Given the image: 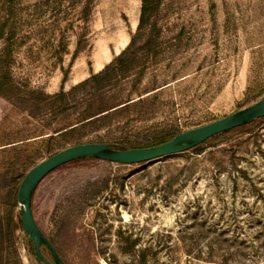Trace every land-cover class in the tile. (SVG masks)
<instances>
[{
  "label": "rangeland",
  "instance_id": "rangeland-1",
  "mask_svg": "<svg viewBox=\"0 0 264 264\" xmlns=\"http://www.w3.org/2000/svg\"><path fill=\"white\" fill-rule=\"evenodd\" d=\"M153 1L137 30L141 0H0V264H38L9 210L42 161L144 146L264 97V0ZM132 38L128 68L71 91ZM32 212L65 264H264V118L143 165L77 160L39 184Z\"/></svg>",
  "mask_w": 264,
  "mask_h": 264
},
{
  "label": "water",
  "instance_id": "water-1",
  "mask_svg": "<svg viewBox=\"0 0 264 264\" xmlns=\"http://www.w3.org/2000/svg\"><path fill=\"white\" fill-rule=\"evenodd\" d=\"M262 118H264V97L240 111L182 132L158 146L114 150L106 144L85 143L68 147L42 161L25 174L16 196L22 230L31 242L34 258L40 264H65L54 245L37 225L32 212L35 190L56 170L83 158L119 165H143L188 152L215 136L250 125ZM43 248L49 253L51 260L45 257Z\"/></svg>",
  "mask_w": 264,
  "mask_h": 264
},
{
  "label": "trees",
  "instance_id": "trees-1",
  "mask_svg": "<svg viewBox=\"0 0 264 264\" xmlns=\"http://www.w3.org/2000/svg\"><path fill=\"white\" fill-rule=\"evenodd\" d=\"M153 3H154L153 0H141V13H140L139 24H138L137 30L140 29V26L144 24V19H145V14H146L147 8L151 5H153ZM0 35H1V31H0ZM133 40L134 39L132 38L131 43L129 44L128 48L125 51H123L117 58H115L110 64L105 66L103 70H101L97 74L89 77L88 79L84 80L83 82H81L80 84L75 86L73 89H71V91L78 88V87H84V86H86L92 82H95L99 85L103 84V83L109 81L111 79V76L116 74V72L122 71V70L128 68L129 66H127L125 64V61H124V55L126 54V51L130 48ZM8 88L10 89V87L7 85V83H0V97L5 98L7 96L6 95V89H8ZM67 94H69V93H67ZM67 94L60 92L59 94L53 96L52 99L59 101L60 105H64L65 104V96ZM112 108L113 107L110 105L101 106V107L97 108L96 110L89 108V109L83 111L82 113L78 114V116H77L78 120L76 121V123L68 124L63 128H60V129L56 130L55 132H52V134H50L47 138L52 139V138H55L58 136L66 135L67 133L77 129V127L79 125H84V124L92 121V120L88 121V119H90L92 117H95V116L102 117L104 115H107L108 113H110V110ZM75 124L76 125L78 124V125L74 126ZM180 133H182V132L179 131V132H176L175 134L167 135L164 138H161L159 140H156V141H154L150 144H146L144 146L143 145H132V144H126V143L125 144L120 143L117 145H109V146L114 150H129V149L149 148V147L158 146L162 143H165ZM54 134H56V135L54 136ZM18 188H19V186H17L14 190L13 198H12L13 202L10 205V210H9V220L10 221H12V212H13L16 204H17L16 196H17ZM17 223L22 228L19 213L17 214ZM7 241L9 242L11 247H13V241H12L11 237L8 238ZM28 247L30 249L31 254L33 255L32 245H31V242L29 240H28ZM38 264H40V263L38 262Z\"/></svg>",
  "mask_w": 264,
  "mask_h": 264
}]
</instances>
